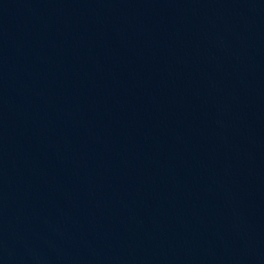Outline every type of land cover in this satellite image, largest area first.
Wrapping results in <instances>:
<instances>
[{"label":"water","instance_id":"water-1","mask_svg":"<svg viewBox=\"0 0 264 264\" xmlns=\"http://www.w3.org/2000/svg\"><path fill=\"white\" fill-rule=\"evenodd\" d=\"M0 264H264V0H0Z\"/></svg>","mask_w":264,"mask_h":264}]
</instances>
